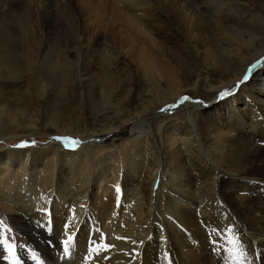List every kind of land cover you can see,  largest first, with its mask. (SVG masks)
Returning <instances> with one entry per match:
<instances>
[{"label": "rangeland", "instance_id": "374dc122", "mask_svg": "<svg viewBox=\"0 0 264 264\" xmlns=\"http://www.w3.org/2000/svg\"><path fill=\"white\" fill-rule=\"evenodd\" d=\"M104 1L107 5L106 13L108 14V19L113 18L115 23L113 25L106 23L104 28L97 26L94 29V25L85 16L86 9L82 8L80 10V7H78L80 6L78 0H0V37H4L8 41L6 46L4 43L0 47V69H3L4 61L10 56H15L19 63L28 60L30 71L16 69L15 74L22 72V77L25 78L38 77L37 81L40 82L41 88H43L39 98L32 96L33 110L35 112L39 111L37 112V117H35L37 119H33V121L35 120L38 123V128H43V134L40 136L34 135L37 131V129H34L30 131L32 134L21 135L14 139L0 140V160H10L11 163L7 166L8 168H3L7 172L11 173L16 170V172L21 173L25 169V177L27 179L20 176V180L25 181L22 187L26 191H31V202L25 190H21L20 194L24 192V194L28 195V200L32 207L37 208L47 205L59 208L61 213L69 214L70 218L79 221L80 229L89 227V236L93 234V224L88 205L89 199L86 193L80 195L76 193L81 190L79 186L83 184V177L78 179L76 176L75 182H67V190L62 193L56 186L58 184L57 172L53 174L56 177L52 182L50 179L52 173H46L44 176L49 178L50 184L48 183L46 187H43V180H41L43 175L31 176L32 173H39L41 168L36 167L37 170H35L31 166L30 160L33 158L34 162L41 161L45 156L52 160L54 155L51 150L52 147L58 148L60 146V151L76 157L75 167L82 170L87 169L86 175L90 179L93 178V174L101 170L102 165L111 167L114 174H116H112L113 177H111V183L108 186L111 188L118 186L120 191L118 195L113 196L116 199L113 203L114 208L111 210L107 226H103V229L98 230L99 236L104 244L112 245V247H109V252L113 253L123 251L118 248V242H129L124 250L131 251L130 253L134 254V256H132L131 261L123 264H141V253L139 254L138 251L143 250L148 245V239L151 236H173L172 232H170L171 224L176 225L178 230H182L181 236H199L198 234H193L190 229H182L178 224V220L173 219L171 214L165 209L166 196L170 195L167 187V173L171 168L176 169L174 163L182 160L181 154L185 150L180 143L176 144V150L171 149L167 145L165 134L171 132L174 128L182 130L184 128V120L190 119V109L179 111L180 107L186 103L190 106V104L207 102H211L213 105L216 104L218 107H225L230 98L237 95L240 91L246 94L248 99L253 94L251 92L250 77L243 83H239L243 80L240 77L236 81L223 86L224 83L230 80V77L222 72L223 66L219 68V73L209 71L212 85L221 87L216 92L211 93H208L207 85L202 81H197L195 74L189 71L190 55L186 56V49H188L187 52L190 50V11L197 12L194 16L198 26V29H196L198 42L195 41L196 44L203 41V46L208 45L210 49L209 54L212 57L218 55L220 56L219 60L223 61L222 59L225 58L226 51H228L224 41L226 40L228 43L231 40L221 28L216 27L218 26L217 24L212 22L216 18V11L220 8L224 9L228 22H231L226 24L224 20L221 27L225 26L226 30H231L235 32L234 34L240 33L245 30H242V28L240 30L239 27L247 26L254 19H258L259 14L257 15L256 4L259 0H256V2L255 0H148L149 2L151 1V5L153 4L157 7V14L153 15V19H151L153 20L151 24L154 22L152 24V33L159 45H161L162 51H167V55H165L166 59H168L167 61L171 65L175 64L174 67L178 69L177 72L179 71V78L182 80L181 97H189V100L178 103L181 99L180 97L170 104L161 106L157 111L153 110L155 109V99L159 98L160 102L163 101L164 93L168 91L166 83L161 81L158 91H155L154 88L152 89L145 82L142 69L135 60L137 50L131 49L132 53L129 51L128 45L124 41V35H121L124 32L123 28H120V18L112 16L113 6L116 4L117 6L115 5V7H119L118 5L121 4L113 0ZM91 2V6L96 7L94 0H91ZM163 7L166 8L163 9ZM125 10H128L127 6H125ZM203 33L205 34V39H203ZM236 35L240 36L239 34ZM241 37L244 39L247 35L244 34ZM204 42L206 43L204 44ZM143 46H146V44L142 43L139 45V47ZM113 47L117 50L124 49V52H130V57L128 55H114ZM167 47L173 50L169 51ZM13 48H15V51ZM198 49L199 51L202 50L200 44H198ZM251 49L253 51L256 48L251 46ZM170 52L173 53L171 54ZM169 54L171 57L174 55L171 58ZM241 59L239 57V60ZM261 59L257 68H262L261 71L264 72V55ZM180 63H183L182 66ZM196 81L197 92L194 93L190 86ZM36 85V83L33 84V86ZM10 91L18 94L24 93L26 97L22 104L27 102L29 97L26 90L10 89ZM221 92H228L229 94L221 98L219 95ZM254 97L256 95L253 96V99L258 101V97ZM198 101L202 103H198ZM172 104H177V107L163 111L165 113L159 112L160 109L167 108L168 105ZM144 109L150 114L145 117L147 122L144 127L146 131L149 130L151 132L147 134V139L149 149L153 150V153L144 154V163L142 162L143 165L137 170L139 175L133 174V179H131L126 177V171L130 167L128 165L130 162L129 158H132L131 162L139 160V157H133L132 155L135 143L132 124L137 123L141 119L139 116L132 118V115L135 111L142 112ZM164 115H168L170 118H166L161 122V128L158 131V121ZM193 119L195 124L191 126L200 134L203 141L205 137L203 117L197 113L193 115ZM125 121L128 122L125 123L123 129H117ZM45 123L47 124L46 126L44 125ZM8 125H10L9 122H3V128ZM24 126L32 125L26 124ZM47 127H52L57 131L64 130L66 135H72L73 133L72 136H75L76 134L75 139L79 141L78 146L65 148L60 141L51 138V134H49L51 132H49ZM108 128L112 129L110 130L111 133L105 136L101 135V132ZM120 130L121 132H119ZM85 135L89 137L87 138ZM100 136H103V140ZM186 139H189V137ZM21 142H25L27 146L12 147V145L20 144ZM84 143L94 144H92L88 152H85L80 150ZM254 143H257V141L255 140ZM172 154L174 158H171ZM83 155L87 158V161L86 164H82L79 167L77 164ZM170 160L173 163L169 162ZM169 163L173 166H168ZM16 172L14 175L18 178L19 176ZM154 172L156 173L155 180H153ZM218 177L223 180L230 179H226V176L219 175ZM33 180L37 182V185L35 184L33 188L28 189V182H33ZM240 181L243 188L239 189L237 195L242 202H245L243 204L252 211L257 206L261 207V210L263 209L262 215L264 216V174H246V177L242 180L240 179ZM132 184L136 188L135 190L131 189ZM87 188L91 191V185H87ZM230 190L231 186L220 184L222 194L229 192V195L231 194ZM125 193L130 194L133 198L128 197ZM111 197L112 194L110 193ZM257 210L260 209L257 208ZM94 215L97 217V214ZM190 218L195 224L202 223L201 218L195 221L191 213ZM11 219L12 216L7 217L0 210V221L4 222L2 235L9 243L15 245L18 264H52L51 259L48 258V255L52 253L53 256H58L59 264L65 263L63 242L59 245L57 244L58 242L55 243L50 237L53 235L49 230L44 232L48 239L40 243L41 228L32 226V231L37 233L28 235L23 231L22 227H16ZM236 220L239 223L241 222L239 217H236ZM27 221H29L28 217ZM162 224L165 226L163 229L160 227ZM132 225H135L134 229H132ZM198 225L200 226V224ZM231 226L235 227L236 224L232 223ZM241 231L239 229L238 235L241 237L247 236L243 235ZM226 233L232 237L227 241V245L222 244L221 246L226 245L225 249L232 251L236 246L232 245L234 243L231 239L236 234L231 230ZM30 236H34V239L32 240ZM135 236H138V242L135 245V250H133L132 242H134ZM116 237H123L124 239H116ZM168 237L166 239L170 238ZM237 238L241 242V239ZM198 242L201 243L202 241ZM187 246L189 247L188 250H190V246ZM209 247V244L203 243L195 249L198 252L204 249L207 251L202 258L198 255V261L201 259L197 264L202 262L204 264H253L250 259V251L254 253L256 261L261 259V257L257 256L253 244L248 250L249 253L243 251L242 256L237 254L239 256L238 260L224 256L219 252H211L212 246ZM53 256L50 257L53 258ZM6 257H8V252L3 245H0V264H10V258ZM155 264H160V262L155 260Z\"/></svg>", "mask_w": 264, "mask_h": 264}, {"label": "bare ground", "instance_id": "6f19581e", "mask_svg": "<svg viewBox=\"0 0 264 264\" xmlns=\"http://www.w3.org/2000/svg\"><path fill=\"white\" fill-rule=\"evenodd\" d=\"M113 1L121 5H118L119 7H115L116 4L113 6L112 16L120 18V28H123L124 32V34L121 33V35H124V41L128 45L129 51L131 52V49L137 50L135 60L142 69L145 82L152 89L154 88L155 91H158L161 81L166 83L168 91L164 93L165 96L163 101L160 102L161 100L159 98L155 99V109L153 110L157 111L161 106L170 104L182 96V80L179 78V71L177 72L178 69L174 67L175 64L171 65L167 61L168 59L165 57V55H167V51H162L161 45H159L152 33V24L154 22L151 24V21H153L151 19H153V15L157 14V7L156 5H151V1L149 2L148 0ZM262 1L263 0H259L256 4V10L258 12L257 15L259 14L258 19H254L256 21L253 20L249 25H247V23V26L239 27L240 30L241 28L242 30H245L243 32L236 33L240 35L239 37L234 34L235 32L226 30L225 26L221 27L224 20L226 24L231 23L230 21L228 22L224 9L220 8L216 11L215 15L217 14L218 16L216 15L215 20L211 21L217 24L218 26L216 27L221 28L224 34H226L228 38L230 37L231 40L228 43L226 40L224 41L226 50L228 51H226L224 56L225 58L222 59L223 61L219 60L220 56L218 55L212 57L209 54L210 49L208 45L205 47L203 46V41L198 43L202 47V50L199 51L198 44L195 42L197 41L196 29H198V26L194 16L197 12H193L192 9V11H190V50L187 52L188 49H186V56L190 55L189 71L195 74L197 81H202L207 85L208 93L216 92L221 88L214 87V85H212V78L209 71L218 72L220 71L219 68L223 66L222 72L230 77V80L224 83L223 86L236 81L240 77L243 78L244 75L247 74L248 78H251V92H253V94L251 95V98L248 99L246 94L240 91L237 95L234 94L235 96L230 98L227 106L225 107H221L220 105V107H218L216 104H211V102L193 105L190 104V106L186 103L180 107L179 111L190 109V119H187L186 121L184 120V128L182 130L180 128H174L171 132L165 134L167 145L171 149L176 150V144L178 143L182 144V147L185 149L184 153L181 154L183 162L181 160L174 163L176 169L171 168L167 173V187L170 191V195L166 196L167 202H165V209L169 214H171L173 219L178 220V224L182 227V229H190L193 234H198L199 236H181L182 230H178L176 225L171 224L170 232H172L173 236H169L170 238L168 236H151L148 239V245H146L143 250L141 249L138 251L139 254L141 253V264H155V260L160 262V264L161 262L162 264H169V261L171 264H197L202 256H204L207 252L205 249L201 252L195 250L203 243L209 244L210 247L212 246L211 252H219L224 256L232 258L233 251H227L225 249L227 241L232 237L228 236V233H226L228 230H231L236 234H233L235 237H233L231 241H239L237 237L241 239V242H239L242 246V251H247L249 253L248 250L253 244L256 249L257 256L261 257L260 260L256 261L254 253L250 251V259L253 264H264L263 209L261 210V207L257 206L260 210L255 208L253 212L243 204L244 201L242 202L241 198L237 195L239 189L243 188V185L240 184V179L242 180L245 178L246 174H264V72L261 71L262 68H257L260 65L257 61L262 60L261 57L264 55V2ZM78 2L80 10L82 8L86 9V15H84L88 17L94 25V29H96L95 27L97 26L104 28L106 23L112 25L115 23L113 18L108 19V14L106 13L107 5L104 0H94L96 7L91 6V0H78ZM125 6L128 7V10H125ZM165 8L166 7H163V9ZM244 34L247 35L248 38L244 37V39H242L241 36ZM203 39H205V34ZM7 42L6 38L0 37V47L4 43L6 46ZM142 43L146 44V46L139 47ZM205 43L206 42H204V44ZM251 46L256 49L252 51ZM167 48L169 51L173 50L169 47ZM112 49L114 50L113 53L116 56L128 55V57H130V52H124V49L117 50L114 49V47ZM13 50L15 51V48H13ZM169 56L171 57L170 54ZM239 57L242 59L239 60ZM253 65H255V67H252ZM16 69H20L21 71L23 69L30 71L28 60L23 63H19L15 56H10L4 61L3 69H0L1 141L10 138L14 139L15 137L21 135L32 134L30 131L34 129H37L34 135L37 134L40 136L43 134V128H38V123L35 122L37 119H35V117H37V112L39 111L35 112L32 105V96L39 98L41 92H43L40 82L37 81L39 78L22 77V72L15 74ZM249 69L251 70L249 71ZM197 81L190 86V89L192 88L194 93L197 92ZM35 83L37 85L33 86ZM10 89L26 90L29 97L27 102L22 104L26 97L24 93L18 94L11 92ZM254 95L258 97V101L253 99ZM197 113L202 115V121H204L203 125L205 137L203 141L200 134L192 128L195 124L193 115ZM147 115L150 114H148L145 109L142 112L135 111L132 115V118H137L138 116L141 117L137 123L132 124V127L134 128L133 135L135 136L133 137L135 143L132 155L133 157H139V160L131 162L132 158H129L130 162L128 165H130V167L126 171L127 178L133 179V174H137L138 176L139 173L137 170L141 167V165H143L142 162L144 161V154H148V152L153 153V150L149 149L147 139V134L151 132H149V130L146 131L144 127L147 122L145 119ZM166 118L168 119L170 117H168V115H164L163 118L158 121V131L159 128H161V122H163ZM33 119L35 120L33 121ZM3 122H9L10 125L3 128ZM127 122L128 121L121 123L117 129H123L125 123ZM26 124H31L32 126L25 127L24 125ZM44 125L46 126L47 124L45 123ZM47 128L49 132H51H48L51 134V138L59 135H61V137L66 136L71 138H75L76 136V134L75 136H72L73 133L72 135H66L64 130L57 131L52 127ZM110 130L112 129L108 128L103 130L101 135L105 136L111 133ZM119 132H121V130ZM85 136L87 138L89 137L87 135ZM187 137H189V139H186ZM255 140L257 143H254ZM92 144L94 143H84L80 150L88 152ZM51 150L54 154L52 156V160H49L46 156L41 161L34 162L33 158L30 160L31 166L35 170H37L36 167L41 168L39 173H32L31 176L43 175L41 178V180H43L42 186L46 187L48 183L50 184V182L48 180L49 178H46L44 175L46 173H52L50 176L52 182L56 177L53 174L57 172L58 184L56 186L62 193H65L67 190V182H75L76 176L78 179L83 177V184L79 186L81 190L76 193L78 195L86 193L89 199L88 205L90 218L92 219L93 224L92 236H89V227L80 229L79 221L70 218L69 214L65 215L63 212L61 213L57 207H49L47 205L37 208L32 207L28 200L29 195L31 202V191H26L22 187V184L25 181L22 179L20 180V176L27 179V177H25L26 171L24 169L23 171L21 170V173L16 172V170H13L11 173L7 172V170H4L3 168H8L7 166L10 165L11 162L8 159L4 161L0 160V210L6 214L7 217L12 216L11 221L13 224L16 227H22L24 229L23 231H25L28 235L37 233L36 231H32V226L41 228L42 232L40 233L41 236H39L41 241L40 243L48 239V236L44 235V232L47 230H49L53 235L50 236L51 239L55 243L58 242V245L67 238V235H73L69 254L64 256L65 263L63 264H123L124 262L127 263L131 261L134 254H131V251L124 250L128 246L129 242H118V248L123 251L117 253L109 252V248L106 251L102 250L101 247L105 244L100 239L98 230L103 226H107V221L111 216V210L114 208L113 203L116 201L113 196L119 194L116 191L117 186L114 188L108 186V184L111 183V177H113L112 174H114L112 168L108 165H102L101 170L98 173L93 174V178L90 179L86 175L87 169L82 170L74 166L76 163V157L60 151V146H58V148L52 147ZM171 158H174L173 154ZM79 160L80 162L77 165L80 167L82 164H86L87 158L83 155ZM169 162L173 163L172 160ZM171 163H169L168 166L172 167L173 165ZM155 166L157 165L155 164ZM15 172L19 176L18 178L14 175ZM155 172L153 174V180L156 179ZM219 175L226 176V179H230L223 180L218 177ZM36 183L37 182H34V180L33 182L29 181V188H27H33ZM220 184H227L231 186V194L228 195L229 192L222 194L221 192L223 190L220 191ZM87 185H91V191L88 190ZM131 189H136L133 187V184ZM21 190H25L28 195L24 194V192L20 194ZM110 193L112 194L111 198ZM130 194L126 195L133 198ZM190 213L193 214L195 221L201 218L200 220H202V223L199 222L195 224L190 218ZM94 214H97V217H95ZM27 217L29 218V221H27ZM236 217L240 218L241 224L236 220ZM230 222L235 223L236 226L232 227V223L230 225ZM198 224H200V226ZM65 225H67V228ZM134 227L135 225H132V229H134ZM160 227L163 229L165 226L162 224ZM239 229L242 230L241 232L243 235L245 234L247 236L241 237L238 235ZM30 237H32V240L34 239V236ZM167 237L169 239H166ZM134 239V242H132L133 247L131 246L133 250H135V245L138 242V236H135ZM198 241L202 242L199 243ZM222 244L226 245L221 246ZM187 245L190 246V250H188L189 247ZM214 247L217 251L213 250ZM93 248H95L96 251H92ZM52 254L48 255V258L51 259V263L59 264L58 256L55 257ZM165 254H167V259L165 258ZM237 254H239V252H237L236 255ZM198 255L201 256L199 261ZM50 256H53V258ZM201 264H204V262Z\"/></svg>", "mask_w": 264, "mask_h": 264}, {"label": "snow or ice", "instance_id": "6c2138e0", "mask_svg": "<svg viewBox=\"0 0 264 264\" xmlns=\"http://www.w3.org/2000/svg\"><path fill=\"white\" fill-rule=\"evenodd\" d=\"M257 63H260V61H257ZM252 67H255V65H253ZM250 70L251 69H249V71ZM247 79H248V76H247V74H245L243 77V80L240 81L239 83H243ZM228 94H229L228 92H221L219 95L222 98ZM187 100H189V97L184 96V97H181V99L178 103H183L184 101H187ZM198 103H202V102L198 101ZM175 107H177V104L168 105L167 108H162V109H160V111L163 112V111L175 108ZM52 139L60 141L65 148L76 147L79 144V141L76 140L75 138L66 137V136L65 137L54 136V137H52ZM33 143H35V141H33ZM25 146H27L25 142H21L20 144L12 145V147H17V148L25 147ZM116 191H117V193H119V191H120L118 186L116 187ZM3 225H4V222L0 221V245H3L6 248V250L8 252V257H6V258H10V264H18L17 259H16V253H15V245L9 243L8 240L5 239L2 235ZM65 227L67 228V225H65ZM116 239H124V238L123 237H116ZM72 240H73V235L69 234V235H67V238L63 241V251H64L65 256H67L69 254V249H70V246L72 244ZM232 242L236 246L232 250L233 251L232 259L235 260V259H238L239 256L243 255V251H242V246L240 245V242L238 240H233ZM101 247H102V250L106 251L109 247H112V245H106L105 244V245H102ZM213 250L217 251V249H215V247ZM92 251H96V249L93 248ZM237 252H239V256L236 255ZM165 258L167 259V254H165ZM33 259H35V257H33ZM169 264H171L170 261H169Z\"/></svg>", "mask_w": 264, "mask_h": 264}]
</instances>
